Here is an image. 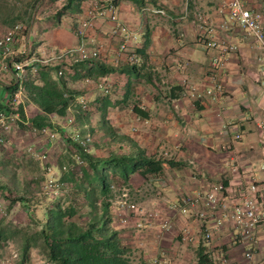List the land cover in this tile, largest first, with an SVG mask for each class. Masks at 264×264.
I'll return each instance as SVG.
<instances>
[{
    "label": "crops",
    "instance_id": "0c3cea01",
    "mask_svg": "<svg viewBox=\"0 0 264 264\" xmlns=\"http://www.w3.org/2000/svg\"><path fill=\"white\" fill-rule=\"evenodd\" d=\"M67 1L62 6L67 5ZM224 1L188 0L185 4L183 0H115L120 22L136 38L138 64L130 67L123 56L115 54L117 41L109 35L111 23L102 18L93 29L84 31L82 40L88 49L99 48L97 61L117 69L116 72L95 81L88 79V83L86 79L66 81L68 89L75 92L76 101L84 99L86 111H94L97 115L96 131H105L102 123V111H105L104 122L111 132L108 134L111 150L120 148L135 152L138 148L146 157L162 162L159 179L129 176L132 182L137 179L140 185L156 191L148 205L160 213V220L152 227L143 228V264H174L170 261L175 257L179 259L177 264H197L199 250L208 255L212 264H222L223 258L230 264H239L247 240L233 245L236 231L229 220V211L240 202L243 187L253 181L259 187V201L264 206V172L260 171L264 138V71L257 61L261 52L253 39L244 38L239 28L227 23L226 15L219 13ZM243 2L252 11H264V0ZM92 3L93 0H74L59 17L52 11H40L34 26L27 31L22 47L33 58L53 57L76 48L81 38L74 32ZM158 9L164 14L154 13ZM200 16L201 21L198 20ZM224 21L226 29L221 28ZM204 25L213 28L215 41L237 46L219 76L222 91L216 100L204 96L209 86L210 60L215 54L206 45ZM29 39L32 47L28 45ZM4 73L0 79V103L5 105L11 98L5 89L19 83V79L9 70ZM97 83L107 86L106 95L98 89ZM186 85L195 86L194 96ZM15 96L17 103L23 106L26 119L38 111L34 105L25 102L21 85L13 98ZM134 108L143 116L134 113ZM81 112L74 117L76 125L91 126L89 113ZM50 118L58 125L63 122L56 116ZM119 132L131 143L116 137ZM20 133L24 132L20 130ZM217 184L224 186L219 196L221 209L211 212L201 204L189 207L184 214L169 209L184 198L203 195ZM198 212L205 213L207 228L222 219L220 229L208 242L203 240V228L196 219ZM162 220L170 221L169 232L159 230ZM182 231H187L188 241L182 240ZM253 238L256 241L255 263L264 264V227H257Z\"/></svg>",
    "mask_w": 264,
    "mask_h": 264
},
{
    "label": "trees",
    "instance_id": "16d2710c",
    "mask_svg": "<svg viewBox=\"0 0 264 264\" xmlns=\"http://www.w3.org/2000/svg\"><path fill=\"white\" fill-rule=\"evenodd\" d=\"M72 3L74 0H68L67 5L63 6L56 16L59 17ZM60 69L63 74L58 76ZM116 70L97 60L84 64L70 62L65 66H38L35 75L28 69L19 79V83L5 89L11 98L5 105L0 103V113L6 116L17 115L13 125L16 129L35 136L43 148L41 156L46 161L49 158L47 149L54 143L55 135L58 134L65 144L63 157L53 167L58 172L57 181L55 180L57 187L54 185L53 189H47L46 184L40 188L41 194L46 196L45 200L48 202L40 206L43 213L41 219L34 217L32 209L35 206H30L26 199L28 194L37 190H33L31 184L26 183L21 190L22 195L10 200L8 205V209L15 204L22 206L29 220L37 224L38 230L31 235H24L22 239L20 252L23 259L31 248H36L47 264H131L130 248L114 227L115 214L111 197L116 186L115 180L127 183L129 176L132 175L147 180L159 179L162 162L146 157L138 148L135 152H126L120 148L116 151L111 150V142L108 143L110 150L105 156L93 155L90 151H85L75 140L76 135L84 136V131L66 121L69 114L74 118L79 112L71 111L72 109L80 108L75 92L68 89L66 81L69 79L95 81L98 77L115 73ZM19 85L25 102L38 109L29 119H26L21 103L15 105L16 111H11V100L17 93ZM98 85L97 83L96 86ZM133 112L143 116L139 109L134 108ZM104 114L105 111H102L103 127L105 132L111 135L110 127L104 122ZM51 116H56L63 122L57 125L51 121ZM42 129H48L51 138L40 134L39 131ZM119 138L131 143L125 136ZM38 160L40 163L43 162L42 159ZM4 165V162L0 161V166ZM49 181L53 184L52 180ZM1 182L0 180V195L11 193L15 183H12L11 187ZM79 201L82 203L79 204ZM7 238H12V234L8 237L0 231V239ZM197 258V264H212L202 250L197 252Z\"/></svg>",
    "mask_w": 264,
    "mask_h": 264
},
{
    "label": "built area",
    "instance_id": "2783aa9c",
    "mask_svg": "<svg viewBox=\"0 0 264 264\" xmlns=\"http://www.w3.org/2000/svg\"><path fill=\"white\" fill-rule=\"evenodd\" d=\"M175 2L179 0H167ZM187 4L188 0H183ZM149 10V9H148ZM154 13L163 15L164 12L160 9ZM219 13L226 15L227 23L236 25L242 32L244 38L253 39L261 54L257 57V61L261 66V70L264 71V11L256 12L247 8L243 0H225L223 5L219 9ZM102 18H106L111 23L109 35L111 38L117 41L116 55L118 57L123 56L126 63L132 67L138 64L139 58L135 50L136 38L131 31L124 26L118 17L117 6L115 0H93L92 6L87 10L86 16L83 21L79 23L80 27L74 32L75 36L81 38L80 43L74 49L62 51L53 57L45 58H33L27 49L22 53L17 52L16 45L19 42L20 37L24 33V29L20 24H15L8 28L5 33L0 37V66L3 70H9L11 73L16 75V78L21 79L30 69L32 74H36L38 66H56L64 65L66 63H79L84 64L89 61H96L100 58L99 48L88 49L86 44L82 40L84 37V31L93 29L95 23ZM198 20H202L201 16ZM227 23L224 21L221 28L226 29ZM206 25H204L205 27ZM205 36L207 38L208 48L215 51L212 56L209 65V74L207 75V81L209 86L204 91V96L216 100L222 91V85L220 83L219 76L223 74L226 68L228 56L237 50V46L230 43H219L213 39L214 30L210 26L205 27ZM22 59V60H20ZM63 71H58V76H61ZM89 82L88 79L85 80ZM187 90L191 95H195L196 88L193 85H186ZM98 88L108 93V88L105 84H99ZM17 97L15 96L12 100L11 111H16L15 105H17ZM81 111H86L87 104L84 99L78 100ZM17 119L16 114H10L6 116L4 113H0V143L5 144V140L2 137L3 132L9 129V121L13 122ZM67 123H73V117H67ZM261 127V126H259ZM40 134L50 137L48 129H42L39 131ZM239 135L236 139L239 140ZM75 140L86 150L91 139L89 134L84 136H75ZM262 163L260 165V171L264 172V138L262 139ZM41 156V155H40ZM44 158L41 156V159ZM224 186L222 184L213 185L203 195L196 196L194 198H184L180 204H172L169 206L170 210L178 211L184 214L189 207H195L198 204L203 205L206 209L214 212L221 209V203L219 196L223 193ZM116 204L119 210H125L134 216L135 224L134 228L140 229L147 224V227H152L153 223L160 220V213L156 210H147L139 205H135L127 201L128 192L127 190L121 191ZM260 190L258 185L253 181L250 185L243 187L240 195V202L231 207L229 211V220L232 222L236 235L233 241V245L244 243L247 240L246 250L243 253V260L239 264H256V241L253 238V232L257 227H264V206L260 204ZM1 208V205H0ZM205 213L198 212L196 219L203 228L202 237L203 240L208 242L212 235L220 229L222 225V219H217L212 227L207 228L205 226ZM120 223L123 225L128 224V219L125 217L120 218ZM161 233H166L171 230V223L168 220L160 221L158 225ZM182 240L188 241L187 231H182ZM13 258L17 257L16 253L12 254ZM222 264H230L224 258Z\"/></svg>",
    "mask_w": 264,
    "mask_h": 264
},
{
    "label": "rangeland",
    "instance_id": "374dc122",
    "mask_svg": "<svg viewBox=\"0 0 264 264\" xmlns=\"http://www.w3.org/2000/svg\"><path fill=\"white\" fill-rule=\"evenodd\" d=\"M63 4H65V0H0V37L11 26L20 24L24 29V33L19 39L18 43L21 44V46L18 44L17 50L19 51L18 53H22L25 49L22 45L24 44L27 31L30 26H34L35 17L38 13H40V11L58 13L62 9ZM149 14L152 18L153 14L151 12ZM28 45L32 47L30 39ZM4 71L6 70L1 69L0 66V79L4 77ZM88 113L90 115L89 121L91 122V126H89V124H87L86 128L80 126L81 129L76 125V121L74 120L76 116L73 118L74 121L72 126L75 127L76 125L77 128L84 131V135L85 133L89 134L91 141L86 148L87 151H90L93 155L105 156L110 150L108 145L110 142L108 133L105 131H96L94 126L97 124V115L94 114V111H89ZM81 117L84 118L86 115H82ZM9 128V130L2 134L5 144L0 143V159H2L5 164L4 166H0V180L2 181L1 183L11 187H13L12 183H15V187L14 189L12 188L11 193L5 194L4 196L0 195V231L7 234L8 237L9 234H12V238H7L6 240L0 239V264H47L42 254L36 248H31L26 258H22L19 250L22 239L24 235H31L38 230L37 224L29 220L30 218L27 217L22 206L15 204L12 208L8 209V205L10 204V200L16 199L18 196L22 195L21 190L24 189L26 183L31 184V188L37 190L32 194H28L26 199L30 206H35L32 209L34 217L38 220L41 219L43 213L42 207L40 206L46 205L48 202L45 200L46 196L41 194L40 188L46 184L48 186L47 189H53L52 187L54 185L56 186L58 172L53 169V167L63 157L65 153V144L58 134L55 135L53 138L54 143L47 149V153L49 154L48 160L46 161L42 158L41 161L43 162L40 163L38 159H41L40 155L43 153V148L38 144L35 136L29 133H20L21 129H16V126L10 121ZM105 135H107V137ZM115 135L116 137L124 136L121 132ZM12 174L13 177H11ZM49 180H52L53 184ZM115 185L111 197L113 213L115 214L114 227L121 234L123 242L130 248L131 264H143L141 260L142 242L144 241L143 228L147 226V224L140 229L134 228V216L130 215L128 211L119 210L116 201L120 193H122L121 191L127 190L128 202L150 210L152 206L149 207L148 205L151 201L149 199L155 196L156 191L150 186L144 184L140 185L137 179L136 182L135 180L132 182V178L127 183L116 179ZM78 203L81 204L82 201ZM121 217L127 218L128 224H120L119 220ZM130 224H133V226H129ZM13 253L17 254L16 258H13ZM178 260V257H175L173 261L170 262L177 264Z\"/></svg>",
    "mask_w": 264,
    "mask_h": 264
}]
</instances>
